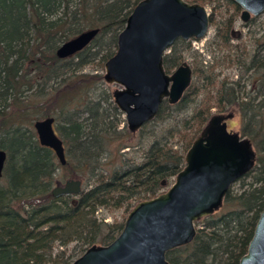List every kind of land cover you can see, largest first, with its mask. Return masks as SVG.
I'll return each mask as SVG.
<instances>
[{"label":"trees","instance_id":"trees-1","mask_svg":"<svg viewBox=\"0 0 264 264\" xmlns=\"http://www.w3.org/2000/svg\"><path fill=\"white\" fill-rule=\"evenodd\" d=\"M139 1L0 0V149L7 154L0 177V264H49L55 241L66 245L77 238L67 258L64 249L56 253L63 264H70L89 245L113 240L124 222L98 220L97 209L124 206L129 212L137 202L160 193L183 168L185 152L210 117V102L223 112L238 101V132L253 144L255 163L236 181L240 182L236 191L232 186L228 189L220 211L197 222L193 240L166 256L169 264H238L247 250L264 210V43L256 46L248 63L236 61L245 64L251 81L257 82L254 95L245 92L242 77L232 86L222 81L211 98L183 120L181 128L151 142L141 162L109 170L105 155L130 148L135 134L126 129L123 113L113 102L111 87L103 80V66L115 53L117 35ZM218 1L190 2L212 5ZM222 1L239 10L233 1ZM94 28L98 33L83 50L65 59L57 57L63 42ZM221 36L228 43L232 35L226 31ZM171 52L164 58L166 72L183 61L182 51ZM96 60L100 71H82ZM193 72L198 76L202 70ZM193 85L176 104L164 101L155 119L138 133L151 127L154 134L160 123L184 112L197 95ZM45 117L54 118L64 146L63 166L37 139L33 123ZM186 129L192 135H182ZM176 135L184 137L181 149L171 142ZM59 169H68L70 178L82 181L80 194L52 196Z\"/></svg>","mask_w":264,"mask_h":264},{"label":"water","instance_id":"water-1","mask_svg":"<svg viewBox=\"0 0 264 264\" xmlns=\"http://www.w3.org/2000/svg\"><path fill=\"white\" fill-rule=\"evenodd\" d=\"M247 22L264 11V0H231ZM210 27L205 6L186 0H140L118 33L115 53L104 63L103 80L115 86L112 97L134 134L153 121L163 101L176 104L191 84L193 71L184 61L171 73L163 66L167 50L178 39H203ZM98 29L86 30L63 42L57 57L68 58L83 50ZM233 113L211 115L184 155V166L166 191L137 202L122 230L106 244H91L70 264H169L167 252L189 243L196 223L216 213L228 189L254 166L251 141L228 129ZM39 144L50 148L59 163H66L62 140L53 117L36 120ZM7 154L0 149V177ZM80 179L69 178L51 189L53 197L76 196ZM238 264H264V210L259 214L247 250Z\"/></svg>","mask_w":264,"mask_h":264},{"label":"rangeland","instance_id":"rangeland-1","mask_svg":"<svg viewBox=\"0 0 264 264\" xmlns=\"http://www.w3.org/2000/svg\"><path fill=\"white\" fill-rule=\"evenodd\" d=\"M186 1L191 3V0ZM202 5L205 6L207 12L212 15L213 21L206 36L200 40L189 39L183 40V42L178 39L165 54V56L171 54V50L175 52L182 51L181 54L183 55V61L189 63L193 71H196V69L202 70V73L198 76L193 72L192 83L194 85L192 88L197 87V95L193 98V101L184 112L175 115L166 122L160 123L157 127L158 129H155L156 133L152 134L151 127L148 128L147 132L142 133V135L136 132L133 140L131 141L132 146L130 148H124L119 153L115 152L113 154L110 153L109 155H105L104 162H106L107 169L112 170L114 167L124 165V163L131 164L141 162L145 156L144 152L147 150L148 145L157 137L164 134L168 135L167 131L181 128V126H183V120L189 119L196 108L207 102L208 98H211L222 81H226L230 84L242 77L241 84L245 83V92L251 96L256 93V86H258L257 82L251 81V78H249L250 71H246L245 64H237L236 61L238 59H242L246 60L244 63H248L250 57L256 49V46L264 43V11L257 16H252L247 22H243L240 19L241 8L239 7V10L236 11L234 7L226 1L221 0L212 5ZM226 31L234 33L228 43H224L221 36V34L226 33ZM100 68V64L96 60L90 61L86 64L82 68V71L90 73L95 70L100 71ZM173 70L174 69L171 71ZM211 80H213L212 83ZM230 85L232 86V84ZM111 88H115V86H111ZM242 90L239 91L240 94H243ZM210 103L212 108L210 109L209 116L217 113L233 111V121H228V125L233 130L238 131L240 129L238 101H234L232 104L227 105L223 112L219 111V108L214 106L212 102ZM181 134H185L188 137L189 135H192V132L190 129H186ZM182 135H176L171 139L174 146L179 149L184 147L183 144L185 143ZM118 154H123V157L118 159ZM70 177L71 174L68 169H59L56 173V181L52 187H54L56 183H64V181ZM172 182L173 179L161 190V192L166 191ZM239 185L240 182H235L231 186L234 190H237ZM82 188H84L83 185ZM127 214L128 211L124 206L121 208L101 206L95 213L98 220L103 219L106 223L124 222ZM197 225L198 224L196 223V226ZM85 233L87 232L84 231V234ZM68 238L70 239L71 237H62L64 240H67ZM76 242L77 238L68 241L66 245H60L58 241H55L52 260L49 264H63V260L60 256H57L56 253L59 250L64 249V256L67 258L70 253L72 254L74 252L72 248ZM75 252H77V250ZM78 253H76L77 255L70 260L71 262L80 255V252Z\"/></svg>","mask_w":264,"mask_h":264},{"label":"flooded vegetation","instance_id":"flooded-vegetation-1","mask_svg":"<svg viewBox=\"0 0 264 264\" xmlns=\"http://www.w3.org/2000/svg\"><path fill=\"white\" fill-rule=\"evenodd\" d=\"M233 34H234V33L231 32V35H233ZM181 40H182V39H181ZM91 41H92V40H91ZM176 41H177V40H176ZM174 43H175V42H174ZM174 43H173V44H174ZM173 44L171 45V47L173 46ZM164 58H165V56H164ZM182 62H184V61H182ZM182 62H181L179 65H181ZM188 64H189V63H188ZM179 65H178V66H179ZM163 66H164V59H163ZM178 66H177V67H178ZM177 67H176V68H177ZM190 67H191V66H190ZM164 69H165V68H164ZM191 69H192V68H191ZM192 71H193V69H192ZM103 72H104V66H103ZM171 72H172V71L167 72V73H171ZM192 79H193V75H192ZM191 83H192V81H191ZM107 85H108V84H107ZM190 85H191V84H190ZM109 86L111 87V85H109ZM188 88H189V87H188ZM112 90H113V88H111V95H112ZM112 98H113V97H112ZM165 101H166V100H165ZM113 102H114V101H113ZM163 102H164V101H163ZM229 112H230V113H233V111H227V112H224V113H229ZM123 117H124V115H123ZM233 117H234V114H233ZM124 120H125V118H124ZM230 120L233 121L232 119H228V120L226 121V122H227L228 129H231V128L229 127V125H228V121H230ZM125 124H126V123H125ZM139 130H140V129H139ZM139 130H138V131H139ZM138 131H137V132H138ZM235 131H237V130H235ZM237 132H238V131H237ZM134 134H135V133H134ZM198 135H199V134H198ZM198 135H197V136H198ZM241 137H242V136H241ZM56 159H57V157H56ZM60 165H61V164H60ZM64 165H65V164H64ZM62 166H63V165H62ZM56 173H57V172H56ZM55 186H57V183H56Z\"/></svg>","mask_w":264,"mask_h":264}]
</instances>
